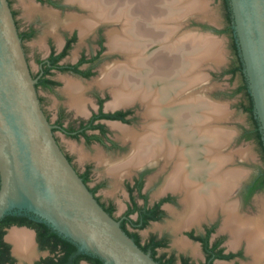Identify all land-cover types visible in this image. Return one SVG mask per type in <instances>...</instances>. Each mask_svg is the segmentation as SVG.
Returning a JSON list of instances; mask_svg holds the SVG:
<instances>
[{"label":"flooded vegetation","instance_id":"af4514ba","mask_svg":"<svg viewBox=\"0 0 264 264\" xmlns=\"http://www.w3.org/2000/svg\"><path fill=\"white\" fill-rule=\"evenodd\" d=\"M32 1L34 3L31 4L37 9L30 12L40 14L46 23L45 31L43 30L46 33L39 40L36 38L41 23L39 22L38 25L36 22H27L22 27L13 1L8 0L31 74L37 81L36 88L41 106L53 126V133L59 146L100 205L134 236L139 245L145 248L146 253L154 256L161 264H253L245 242L233 247L230 244L231 235L223 230L224 215L221 210L213 216L205 215V218L193 222L188 227H175L178 216L185 211V206L181 191L166 188L167 179L175 164L174 160L167 162L165 156H159L157 160H147L140 166L130 167L126 173L124 172L123 177L115 175V169L130 157L136 134L144 135L146 130H143V126L146 122H152V119L146 118L144 107L137 100L117 108H107L108 98L113 99L111 87L105 86L103 88H107V91H101L98 88L100 86L93 82L97 79L96 76L101 74L98 68L103 63L104 67L118 61V64L113 65L115 67L126 61L125 55L115 50L111 51L109 47L108 32L113 30L115 25L105 23L82 33L78 25L68 26L66 21L70 15H80L79 17L87 15L86 9H82L79 5L64 3L62 0ZM229 9L232 18L230 27L233 28L231 7ZM45 11L57 15L59 24L53 25ZM117 26L121 28L120 24ZM206 29L216 31L212 27ZM231 37L234 51L233 45L237 46V43L233 29ZM234 57L231 67L226 70L220 69L218 75L241 77L237 93L244 95L243 109L250 123V127L242 133V142L256 144L260 151V160L263 162V166L256 172L246 178L242 177L235 190V199L239 201L240 212L251 215L255 214L253 205L258 214L259 208L256 202L259 206V203L264 201L262 198V195L264 197V139L263 136L261 141L250 138V114L245 108L250 103L247 94L252 103L253 99L248 90L238 46L237 51H234ZM31 60L38 68L36 72L32 69ZM239 66L240 71L231 72ZM68 80L85 85L81 93L84 104L87 105L85 114L77 112L75 107L69 104V96L65 88V82L67 83ZM244 84L246 91L241 90ZM92 85L98 86L95 88L99 91L88 93ZM41 91L63 96L66 100V104L63 103L57 109L55 120L46 110L45 98L41 95ZM89 96L93 101L87 99ZM165 113L166 117L161 118L167 123L170 122V125H167L172 127L174 118L169 108ZM122 130L133 131L134 135H128ZM58 133L65 138L83 143L85 148L92 150L93 154L82 168L75 163L73 156L64 150ZM156 134L158 133H153ZM104 191L105 195L101 194ZM118 195L126 196L124 209L120 215L117 214ZM154 224L165 226L162 228V233L143 234ZM14 228L26 229L33 235V245L34 248L36 247V254L34 253L32 258L33 264H55L62 254H66L62 242L57 238L47 234L43 239H39L37 228L26 224H13L3 227L2 241L8 247V255L14 264H20L19 257L14 253L13 244L8 240V234ZM183 242L187 243V247L182 245ZM77 254L80 253L77 251L72 254L66 264H75L73 258ZM24 261L27 263V260ZM80 264H90V262L81 260Z\"/></svg>","mask_w":264,"mask_h":264},{"label":"bare ground","instance_id":"6f19581e","mask_svg":"<svg viewBox=\"0 0 264 264\" xmlns=\"http://www.w3.org/2000/svg\"><path fill=\"white\" fill-rule=\"evenodd\" d=\"M71 1L86 9L88 15H70L67 25H78L85 33L102 22L114 24L115 28L108 32L109 47L126 57L123 64L106 65L95 81L102 88L111 87L113 101L107 107L137 100L142 103L146 118L152 119L143 126L144 135L136 134L130 157L115 169V175L123 177L130 167L159 156H165L167 162L174 160L166 188L181 191L185 206L175 227H188L221 210L223 230L231 235L232 247L245 242L252 263L264 264V201L259 203L258 215L251 216L240 212L235 199L236 187L244 174L232 165L236 158H246L247 153L229 151L233 133L220 126L226 117L225 109L200 96L204 79L199 71L206 62L218 61L216 43L197 36L177 39V30L171 26L180 22L179 15L183 13L201 12L200 2L192 0L185 5L184 0ZM46 14L53 25L59 24L57 15ZM119 24L121 28H117ZM66 89L70 104L84 114V86L68 80ZM168 108L174 118L172 127L161 118L166 117ZM122 131L134 135L133 131ZM8 239L22 261L34 257L30 233L12 230ZM182 245L187 247L186 242Z\"/></svg>","mask_w":264,"mask_h":264},{"label":"water","instance_id":"95a60500","mask_svg":"<svg viewBox=\"0 0 264 264\" xmlns=\"http://www.w3.org/2000/svg\"><path fill=\"white\" fill-rule=\"evenodd\" d=\"M229 3L264 139V0ZM36 83L9 2L0 0V222L27 216L104 264H159L100 205L72 166L42 109Z\"/></svg>","mask_w":264,"mask_h":264},{"label":"rangeland","instance_id":"374dc122","mask_svg":"<svg viewBox=\"0 0 264 264\" xmlns=\"http://www.w3.org/2000/svg\"><path fill=\"white\" fill-rule=\"evenodd\" d=\"M12 1L14 4V8L18 12V20L20 21L22 27H24L25 23L27 22H36L38 25L40 22L41 23V25H39L40 32L38 33V37L36 39L39 40L40 38H43L46 33V32L44 33L45 31L44 25L46 23L44 22L43 17L40 14L30 12L37 9V7L31 4L33 1L32 0H12ZM197 1L200 2L203 8L201 12L199 13L192 12L187 14L182 12L183 14L179 15L180 22L177 24L175 23L174 25L171 26L175 27V29L177 30L175 36L177 37V39L181 38L182 36H190V37L197 36L198 38L201 39L202 38L212 39L216 43L218 61H216V63L206 62L205 63L206 66L201 68V70L199 71L200 75H202L204 79L200 96H203L206 102L213 103L225 109L226 117L220 122V126L221 128H224L225 130H229L233 133V139L229 151L236 153L238 151L243 152L245 150L244 152L247 153L246 158L243 159H239V157L236 158V161L234 162L236 166L233 164L232 168H237L243 171L244 174L243 178H246L251 173L256 172L259 167H262L263 162L260 160V151L256 144L250 142L249 143L242 142V138H241L242 133L243 131H245L250 127V123H249L248 115L245 113L243 109L244 95L242 93H237V90L241 84V77L239 75L236 77L218 75L220 69L226 70L230 68L235 58L232 47V37L228 31L226 7L223 0H197ZM62 2L69 3L72 5L73 4L77 5L76 3H73V1L71 0H62ZM189 2H192V0L183 1L185 5ZM183 11L185 12V9ZM45 12H49V11H45ZM83 17H86V15ZM200 19H202L203 22L200 21ZM105 23L108 24V22ZM105 23L104 22L99 23L98 25H96V27H100L101 24H105ZM96 27H93V29H95ZM210 27L216 29V31L214 32L215 35L208 33V29L206 28H210ZM117 28H119V26H117ZM31 63H32V69L36 72L38 69L37 66L34 64L33 60H31ZM115 64H118V61L112 62L108 65L113 66ZM101 66H99L98 71L100 70V72L102 73V69L105 66L104 67L102 66V68ZM96 77H97L96 80H98L101 77V74L100 75L98 74ZM95 81L93 82L95 83ZM92 86L93 87L89 88L88 93L99 91L96 89L98 86H94V85ZM98 88L101 91L104 90L107 91V88H102V87H98ZM66 92L68 94L67 89ZM110 92L112 94L111 88H110ZM41 95L45 98V107L47 112L52 116V119L55 120L57 109L60 106H62L63 103L66 104L65 98L57 94H49L42 91H41ZM87 99L93 101V98L91 96L87 97ZM111 101H113V99L110 100L108 98L106 105L108 106V104ZM69 104H70V96H69ZM107 108H111V107H107ZM86 109H87V105H86ZM85 113L86 110L84 114ZM57 135L60 138V142L64 150L67 153L71 154L75 160V163L82 168V166H84V164L89 161L88 160L89 156L93 154L92 150L85 148L83 143L65 138L60 133H58ZM101 194L105 195V191L101 192ZM117 198L119 203L117 214L120 215L124 209V202L126 196L118 195ZM262 198H264L263 195ZM256 205L259 208L258 202H256ZM253 209H254L253 213L255 214H251V216L258 215L255 211L254 205H253ZM164 227H165L164 225L154 224L148 227L143 232V234L149 232L159 233L163 231L162 228ZM13 230H23L31 234L30 231L23 228H19V229L14 228ZM33 240L34 237H32V241ZM35 254H36V247H35Z\"/></svg>","mask_w":264,"mask_h":264},{"label":"trees","instance_id":"16d2710c","mask_svg":"<svg viewBox=\"0 0 264 264\" xmlns=\"http://www.w3.org/2000/svg\"><path fill=\"white\" fill-rule=\"evenodd\" d=\"M224 1V4H225V7L227 9V21H228V31L229 33L232 35V29L230 27L231 23H232V18L230 17L231 16V13H230V3L228 2V0H223ZM234 51L236 52L237 51V46L234 44ZM240 66L235 68L234 70H232L231 72L232 73H235V72H238L240 71ZM241 90H244L246 91L247 88H246V85L244 84L243 87L241 88ZM248 96V99L250 101L249 105L246 108L247 112L250 114V122H251V135H250V138L254 139V140H257V141H261V137H262V134L260 132V127H259V122L258 120L255 118V115H254V107H253V103H252V100L249 96V94H247ZM85 183V182H84ZM13 224H19V225H28V226H32L34 228H37L38 229V233H39V239H43L47 234L49 236H52V237H55L57 238L59 241L62 242L63 244V248L64 250H66V254H62L60 257H59V261L55 264H66L67 260H69L70 256L72 254H75L78 249L77 247L72 244L71 242L67 241L66 239L62 238L61 236H59L57 233H55L50 227H48L47 225L43 224V223H39V222H35L33 221L32 219H30L29 217L27 216H8V217H5L1 222H0V264H14V262H12L10 260V257L8 255V247L3 243L2 241V237H3V234L4 232L2 231L3 227L6 226V227H9ZM123 230H125L127 232V230L125 229V227L123 225H121ZM127 234L133 238L135 240V242L139 245L138 241L134 238V236L130 233L127 232ZM139 247L147 252L145 250L144 247L140 246ZM154 258L155 261H157L159 264H161L157 259H155L154 256H152ZM75 264H80V261L81 260H86L88 262H90V264H104L101 260H99L98 258L96 257H93V256H90V255H86V254H77L74 258H73Z\"/></svg>","mask_w":264,"mask_h":264}]
</instances>
